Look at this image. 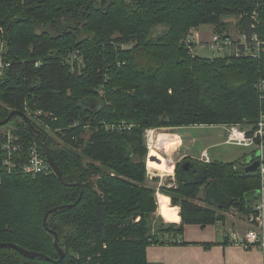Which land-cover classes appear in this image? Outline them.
Returning <instances> with one entry per match:
<instances>
[{
    "label": "trees",
    "instance_id": "1",
    "mask_svg": "<svg viewBox=\"0 0 264 264\" xmlns=\"http://www.w3.org/2000/svg\"><path fill=\"white\" fill-rule=\"evenodd\" d=\"M255 13L264 37V0H0V38L12 62L0 76V120L13 110L26 113L75 184H63L53 169L37 176L9 173L0 126V242L51 258L0 247V264H151L147 247L179 243L186 224H216L225 219L219 211L232 207L251 214L248 201L261 187L258 171H241L240 162L185 157L176 164V186L160 188L162 205H179L182 221L161 217L157 223L146 132L238 124L253 133L264 111V94L256 88L264 81V52L257 59L204 57L183 40L205 24L230 35L229 16L239 19V31L251 33ZM76 51L82 61L67 62ZM122 121L134 125L122 132L108 128ZM10 122L24 146L19 164L34 139L46 156L23 117ZM188 160L200 170L186 171ZM203 185L218 188L217 205L194 202ZM81 192L75 206L51 213L44 224L51 208L76 202Z\"/></svg>",
    "mask_w": 264,
    "mask_h": 264
},
{
    "label": "built area",
    "instance_id": "2",
    "mask_svg": "<svg viewBox=\"0 0 264 264\" xmlns=\"http://www.w3.org/2000/svg\"><path fill=\"white\" fill-rule=\"evenodd\" d=\"M253 20L254 21L251 24V33L247 30H243L238 32L237 37H234L233 34L227 36L214 31L210 39L204 41L202 33L198 29H194L189 32L183 42L186 44L187 48L194 53L196 46L200 45L207 46L210 50L219 53L218 56L235 54L236 56L252 57L257 59L264 52V37H261L256 30L258 26L257 13L253 15ZM0 30L3 34V27L0 26ZM4 45L5 42H1L0 76L4 75L6 70L12 65V62L5 56ZM74 58H78L82 61L80 51H76V53L72 54L70 53L66 58V61L73 62ZM38 64H40V60L36 62V65ZM256 88L259 90L260 94H264V81H259L256 84ZM37 114H41V111H38ZM133 125V123L128 124L126 121H122L120 123L109 125L108 128L122 132L127 128H131ZM225 127L228 131V138L225 142L235 143L247 147L252 146L254 148L253 152H260V166L258 171L261 176L259 199L249 217L250 227L244 231L236 229L230 230L229 238L233 244L243 246L244 248L250 249L257 247L261 249L264 256V111H260L259 120L256 123L255 129L251 131L253 133L250 135L248 134V129H241L235 124L225 125ZM3 138L2 147L6 152L4 164L8 168L9 173H12L14 169H18L20 172H24L25 174L37 176L38 174H47L52 171L51 164L40 150L37 140L34 139L29 144L28 158L26 161L19 164L18 157L24 149L21 137L12 129H8L3 132ZM201 160L204 162L211 161L207 151L202 153ZM1 180L2 177L0 176V181ZM171 186H175V184H172ZM166 237H168V235H166Z\"/></svg>",
    "mask_w": 264,
    "mask_h": 264
},
{
    "label": "crops",
    "instance_id": "3",
    "mask_svg": "<svg viewBox=\"0 0 264 264\" xmlns=\"http://www.w3.org/2000/svg\"><path fill=\"white\" fill-rule=\"evenodd\" d=\"M211 26L213 27V25ZM197 29L200 30V32L202 33L201 26L197 27ZM211 30H212L211 31V36H212V33L214 32V27ZM202 35L204 37V33H202ZM205 126H209V125H205ZM216 126H221V125H216ZM169 139H171L170 136L169 138H166V140L168 141ZM166 140L165 143H163V145L165 147V151H166L165 153H169L170 151H167ZM151 144L153 146L151 150L153 149L156 150V147L154 145V139L153 142H151ZM174 146L177 148V143H175ZM151 150H149V155ZM205 151H207V148H204L202 153ZM185 156H187V154H185ZM164 159L167 161L168 167L166 170H164V173L161 175L172 174L174 176H171L172 177L171 179H174L175 178L174 171L176 169V165L169 158H164ZM194 159L202 161L201 157ZM210 160L212 159L210 158ZM195 163L196 165L200 166V164L197 161H195ZM189 177L191 179L193 178L196 180L195 176L191 175ZM157 189H158L157 195L158 193L160 194V197L158 198L160 205L161 201L163 200L164 193H162L159 188ZM216 189L215 187L207 189L205 186V190H204L205 192L203 198V202L205 204H199V205L201 206L217 205L218 197L215 194ZM169 197L172 204L171 196ZM258 199H259L258 196H252V198L249 199L248 202L249 204H251V206L255 207L258 202ZM194 202L198 204L197 199H194ZM162 207H167V206H161L159 207V210ZM172 207L178 208V205ZM219 213L226 216V218L224 219V221L217 222L216 224H209L207 226H201L199 224H186L184 226L182 235H178V237L176 236L177 239L179 240V243L176 244L156 243L149 245L147 247V258L149 262L151 264H263L264 256L261 249L257 247L250 249L244 248L243 246L233 244L229 238L230 230L236 229V230L244 231L250 227V222H249L250 213L243 214V216H236L237 214L235 215V212H231L228 210L219 211ZM174 218L177 219L175 220V222H177L178 224L181 223L182 219L180 213L177 212L174 215ZM169 237L172 241L176 239L175 234L170 233ZM206 243H212V245L206 246L205 245Z\"/></svg>",
    "mask_w": 264,
    "mask_h": 264
},
{
    "label": "rangeland",
    "instance_id": "4",
    "mask_svg": "<svg viewBox=\"0 0 264 264\" xmlns=\"http://www.w3.org/2000/svg\"><path fill=\"white\" fill-rule=\"evenodd\" d=\"M226 20L230 24L229 29L227 30L228 33H230V35L233 34L234 37H237L238 32H239V27H238L239 19L235 16H229L226 18ZM213 27L209 24H205L201 26V31L202 33H204V37L202 35V38L204 41L209 40L211 36V31H212L211 29H213ZM191 30H193V28ZM214 31H215V28H214ZM1 42H5L3 37L0 38V45H1ZM5 46H6V42L4 45V50L6 52V50H8L7 49L8 46L7 47ZM195 53L200 56H204V57H213V56L219 55V53L213 50H210L209 47L200 46V45L196 46ZM16 120H19V118L15 119L13 122H15ZM13 122H10V124L3 126L2 132L10 128L13 129L14 128ZM150 130L152 129L147 130L148 133L150 132ZM153 130H154V136L152 137V139H154V145L156 147V150L153 149L151 150L150 155L148 154L147 169L149 165L148 159L151 158L150 162L154 163L155 166L153 165L154 166L153 170L155 169V171H153V173L148 172L147 184L153 187L159 188V189L161 188V186L172 188L171 185L175 184L176 186V183H177L176 182L177 181L176 171H174L175 172L174 179H171L172 178L171 176H174L172 174L171 175H167V174L161 175L164 173V170H166L168 167L167 161L164 158H169L176 165L178 161H181L187 156L192 157V158H200L203 149L207 148L209 157L212 160L221 161V162H241L242 160L245 159L246 156L250 155L254 150L252 146L247 147V146L238 145L235 143L225 142L228 136V131L226 130L225 125H221V126L194 125V126H189V127H186V126L185 127H159V128H154ZM148 133L146 132L147 135ZM88 135L86 136L88 137ZM169 136L171 137V139H169L168 141L166 140V138H169ZM165 140L167 142V151H170L169 153H165L166 151L163 145V143H165ZM148 142H149V139L147 138V144ZM175 143H177V148L174 146ZM149 150H150V146H149ZM185 154H187V156H185ZM160 169L162 171H160ZM205 186L206 185L201 186L200 192L198 196L196 197L198 204H205L203 202ZM217 200L220 201L218 198ZM161 204H162V201H161ZM161 204L160 205L158 204V210H157L158 213L155 215L154 220H156L157 223H159L162 217L166 223H170L172 221L175 222V220L177 219L174 218V215L177 212L180 213V208H179L180 206L178 205V208L167 206V207H162L159 210V207L164 206ZM165 208H171L172 210H169L168 214H165L162 211ZM228 211L235 212V215L237 214L236 216H243V214H246L240 211L236 207L235 208L232 207Z\"/></svg>",
    "mask_w": 264,
    "mask_h": 264
},
{
    "label": "water",
    "instance_id": "5",
    "mask_svg": "<svg viewBox=\"0 0 264 264\" xmlns=\"http://www.w3.org/2000/svg\"><path fill=\"white\" fill-rule=\"evenodd\" d=\"M16 115H19V116H21V117L24 118V120L26 121L28 127L30 128L31 132L33 133V135L36 138L42 139V141H43V148L45 150L47 159H48L49 163L51 164V167H52L53 171L58 176V178L62 181V183L65 184V185H69V186L70 185L71 186L72 185H75V184L69 183L65 179L62 170L60 169L58 163L55 161V158L53 157V155H52L49 147L45 143V139H46L45 135L43 134L42 131H40L38 128H36L33 125V123L31 122V120L29 119V117L23 111H20V110H13V111H11L10 114L7 116V118H5L4 120H0V126L7 125L10 122V120L14 116H16ZM259 157H260V152L259 151L252 152L250 155L246 156L245 159L240 162V165L238 166V169L241 170V171H245V172H257L258 171V168L260 166ZM183 168L186 171H195V170H200L201 166H198V165H196V163H192L191 161L188 160V161H186V162L183 163ZM192 176H195L196 179L199 180V176L198 175H194L193 174ZM81 198H82V192H81L79 198L76 200V202L70 203V204L61 205L59 207L51 208L47 212V214L45 215L44 224L47 226L48 217H49V215L51 213L56 212L58 209H62V208H65V207H73V206H75L81 200ZM54 235H55V246H56L57 250L60 253V259H63L64 256H65V251L62 249V247L59 244L58 234L56 232H54ZM0 247H11V248H15L20 253H22L24 255H28V256H32V257H41V258H45L47 260H51V258L48 255L44 254V253L26 250V249L18 246L17 244H14V243H4V242H0Z\"/></svg>",
    "mask_w": 264,
    "mask_h": 264
},
{
    "label": "bare ground",
    "instance_id": "6",
    "mask_svg": "<svg viewBox=\"0 0 264 264\" xmlns=\"http://www.w3.org/2000/svg\"><path fill=\"white\" fill-rule=\"evenodd\" d=\"M194 29H197L196 27L195 28H193V30ZM191 31V30H190ZM200 31V30H199ZM216 32V31H215ZM3 34H4V32H3ZM228 36V35H227ZM26 114V113H25ZM235 125H238V124H235ZM241 129H246V128H242L240 125H238ZM11 129V128H10ZM13 130V129H12ZM15 131V130H14ZM4 132V131H3ZM2 134V133H1ZM154 136V130L152 129V130H150V132L148 133V135H147V138L149 139V146H150V150H151V148L153 147L152 146V144H151V142H153V139H152V137ZM227 138H228V136H227ZM2 140H3V138H2ZM151 141V142H150ZM151 153V152H150ZM150 159L151 158H149L148 159V169H149V173H153V171H155V169L153 170V168H154V163H151L150 162ZM152 161H153V159H152ZM157 161V160H156ZM154 165V166H153ZM160 166V165H159ZM152 167V168H151ZM156 171H158V170H156ZM160 171H162L161 169H160ZM259 172V171H258ZM55 173V172H54ZM161 193V192H160ZM160 197V194L158 193V195H157V199ZM160 202L158 201V204H159ZM176 209V208H175ZM169 210H172L171 208H165V209H163L162 211L165 213V214H168V212H169Z\"/></svg>",
    "mask_w": 264,
    "mask_h": 264
}]
</instances>
